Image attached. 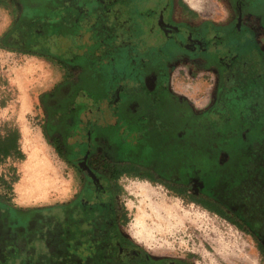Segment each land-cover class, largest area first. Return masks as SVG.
I'll return each instance as SVG.
<instances>
[{"label":"flooded vegetation","instance_id":"af4514ba","mask_svg":"<svg viewBox=\"0 0 264 264\" xmlns=\"http://www.w3.org/2000/svg\"><path fill=\"white\" fill-rule=\"evenodd\" d=\"M7 2L10 6V0ZM225 2L232 9L226 23L201 18L190 11L185 0H53L59 20L76 27L65 54L76 53L73 47L86 51L84 41L90 43L87 56L92 66L88 71L68 81L67 70L59 65L65 77L44 99L48 111L44 125L55 151L79 174L80 191L86 183L92 186L94 196H100L105 181L101 170L110 172L107 168L119 164L132 169L120 176L119 183L124 178L153 184L183 183L191 185L187 198L192 194L214 201L213 208L219 213L232 217L252 211L253 192L264 181V162L254 159V154L264 155V0ZM131 62L136 68L134 75H129L130 70L124 72ZM94 66L101 74L94 72ZM179 70L189 71L192 77L200 73L213 77L210 107L195 108L186 96L173 91L171 79ZM172 100L180 108V117H201L202 128H174L171 122L162 121L161 116L169 117L173 111ZM223 131L232 138L231 144L220 143ZM189 132L214 137L212 144L204 141L201 156L212 166L207 171L217 167L218 177H210L209 186L198 178L205 170H192L188 177L184 171L169 176L165 165L156 169L160 165L158 150L162 157L173 156V147L164 151L163 146L174 143L196 148ZM234 144L247 154L246 160H233L230 151ZM142 165L152 167L154 174L141 171ZM233 179L242 180L240 187L233 186ZM0 210L2 218L16 225L26 217L22 228L5 237L0 264H41L39 244L47 243L48 233L35 239L34 232L40 230L28 225L39 213L11 211L7 215L2 207ZM26 229L33 234L20 235ZM100 242L97 239L92 245ZM137 245L134 252L123 250V255L138 261L145 255L146 264H193L190 256H153Z\"/></svg>","mask_w":264,"mask_h":264},{"label":"rangeland","instance_id":"374dc122","mask_svg":"<svg viewBox=\"0 0 264 264\" xmlns=\"http://www.w3.org/2000/svg\"><path fill=\"white\" fill-rule=\"evenodd\" d=\"M185 1L190 2L193 6L189 4L190 7L201 18L226 23L232 15V9L225 0ZM14 20V11L7 0H0V38ZM64 40L61 39L60 45L57 39L59 54L64 51ZM73 49L80 56L78 47ZM129 68L124 72L130 70L129 75L131 72L134 75L136 68L132 62ZM65 73L62 67L46 59L0 49V140L15 134L18 147V153L0 162V207L7 215L12 211L8 208L11 206L32 213L30 210L67 203L81 188L79 174L57 154L45 136V111L39 98L42 93L55 88ZM212 80V76L205 77L200 73L192 77L189 71L179 70L173 73L171 88L180 96H186L195 108L202 109L211 106L214 94ZM173 145L169 143L162 150L167 151ZM40 165L48 166V177L42 180L39 188H35L36 192L30 183L31 174ZM120 185L119 203L129 218L126 233L153 256L175 258L194 255L193 264H264V245L232 220L182 199L159 183L124 178ZM26 190L31 193V198L23 195ZM2 213L0 210V248L5 246L4 239L9 231L22 228L26 223V217H22L24 220L18 221L22 225H16L11 219L2 218ZM37 213L28 225L31 229L40 230L34 232L35 239H41V233H48L47 244H39L43 256L46 246L56 241V235L49 232L55 222L47 210ZM80 227H72L71 231L78 234ZM31 233L33 231L26 229L20 235L29 236ZM18 254L23 262L22 252ZM131 256L134 255L131 253Z\"/></svg>","mask_w":264,"mask_h":264},{"label":"trees","instance_id":"16d2710c","mask_svg":"<svg viewBox=\"0 0 264 264\" xmlns=\"http://www.w3.org/2000/svg\"><path fill=\"white\" fill-rule=\"evenodd\" d=\"M32 1L33 3L30 4L27 0H10V7L14 11L15 20L6 33L0 38V48L11 52L17 51L30 56L43 58L57 65H61L68 72L65 78V80L68 81L74 79L81 73H86L89 65L92 66L88 60L87 51H79L81 53L80 56H78V52L73 55L65 54L66 49L69 47V35L74 32L76 27L72 25V22L65 23L63 20H59V10L55 7L53 0ZM39 1H42L44 4L41 5ZM186 6L189 8L187 4ZM190 11L197 15L194 10L190 9ZM60 18H63V15H60ZM56 37L66 40L62 41V43H64L62 45L64 47L63 53H58L60 47ZM11 39L12 41H10ZM84 42V48L87 47L88 44L90 45L89 42ZM93 68L97 75L101 74L99 73L100 70L97 71L96 66ZM109 88L110 85L108 84L104 86L105 90ZM52 91L53 90L46 91L39 97L47 116L48 111H46L47 108L44 104V99L50 95ZM171 104H173L172 113L169 117L161 116L162 121L171 122L174 128H185L186 125H188L192 131L202 128V125H200L201 117H196L191 114L188 119L182 118L179 116L180 108L176 101L172 100ZM44 133L47 140L53 146L47 125L45 126ZM190 134L191 136L195 134V136L191 137ZM190 134L188 138H195L196 148L192 149L190 146L184 147L185 144H179V146L175 145L172 148V157H162L160 154L161 151L158 150V161L160 165L156 169H160L165 165L169 176L174 173L179 175L184 171L189 174L188 177L191 176L192 170H205L206 173L202 172L198 178H201V180L205 181L209 186V184L211 185L210 177H218V174L215 172L217 167L214 165L216 170L213 172L207 171V168L212 166L207 164L204 157L202 158L201 156H203L204 141L205 143L212 144L214 137L208 136L207 138L199 132ZM229 136L227 132L223 131L219 136L220 143L231 144L232 142L230 140H232V138ZM235 144L234 147H231L230 151L233 154V160H246V158H248L247 154L239 150L238 147L236 148ZM243 145V143L240 144V146ZM17 150V138L15 134H10L6 139L0 140V162L18 153ZM56 152L64 159L58 150H56ZM260 154H254V159L263 163L264 155ZM178 161L180 163H178ZM107 169H109L110 172H106L104 168L101 170V175L105 181L101 184L102 189L100 191V196H94L95 192L92 186L84 183L82 184V190H79L75 197L67 203L47 207L45 209L30 210L32 213L47 210V212L52 215L53 222H55L53 230L50 229L49 232L56 235V241L53 242L51 246H46L47 249L42 256L43 260L41 264H146V262H144L145 255H143L142 261H138L136 258L129 259L123 255V250H132V252H134V248L138 246L126 233L129 218L125 208L121 207L119 203V196L122 193L119 183L120 176L124 172L129 171V169H132L129 166L123 168L119 164ZM151 170L154 171L152 167H145L142 165L141 171L154 174ZM148 176L150 177V175ZM241 182V179H233V186L240 187ZM162 184L182 199L190 203L208 206L207 208H210L213 212L219 213L213 208V206H216L214 201H206L192 194H189L190 197L187 198L191 185L172 183V181ZM257 185L258 189L253 192L251 201L253 203L252 211L248 215L245 213L237 214L232 217L224 213H219L218 215L232 220L241 230L264 245V181H261ZM11 188L10 185L9 189ZM211 200L213 199L211 198ZM11 207L13 213H16V211L21 212L20 209H13L14 207ZM239 210H242L241 206ZM56 211L59 212L57 213ZM76 226H81L78 234L71 231V228ZM97 239L101 241L100 245L93 246L92 241ZM262 254L264 258V248ZM190 257L192 262L195 256L191 255Z\"/></svg>","mask_w":264,"mask_h":264},{"label":"bare ground","instance_id":"6f19581e","mask_svg":"<svg viewBox=\"0 0 264 264\" xmlns=\"http://www.w3.org/2000/svg\"><path fill=\"white\" fill-rule=\"evenodd\" d=\"M50 169V168H49ZM47 171H48V166H46V165H40L39 167H38V169L36 170V168L34 169V173H32L31 175H32V178H31V181H30V183H31V186H33L34 187V189L36 188H39L41 185H40V183L42 182V180L43 179H46L47 177H48V175H47ZM49 181V180H48ZM36 189L34 190V191H36ZM30 190V189H29ZM37 192V191H36ZM26 194V196H28V198H31L32 196H30L31 195V193L28 191V190H26V191H24V193H23V195H25ZM37 194V193H36ZM34 196V195H33ZM40 196V195H39ZM35 197V196H34ZM34 197H33V199H34ZM43 197V196H42ZM40 198H41V196H40ZM33 201V200H32ZM156 208V207H155ZM162 210V209H161ZM161 212V211H160Z\"/></svg>","mask_w":264,"mask_h":264},{"label":"crops","instance_id":"0c3cea01","mask_svg":"<svg viewBox=\"0 0 264 264\" xmlns=\"http://www.w3.org/2000/svg\"><path fill=\"white\" fill-rule=\"evenodd\" d=\"M189 4H190V2H189ZM191 5V4H190ZM192 6V5H191ZM193 7V6H192ZM194 8H196V7H194Z\"/></svg>","mask_w":264,"mask_h":264}]
</instances>
